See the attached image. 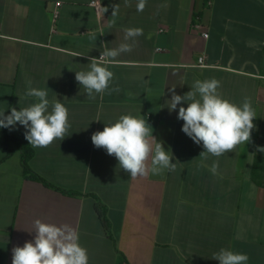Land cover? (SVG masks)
<instances>
[{"label":"crops","instance_id":"0c3cea01","mask_svg":"<svg viewBox=\"0 0 264 264\" xmlns=\"http://www.w3.org/2000/svg\"><path fill=\"white\" fill-rule=\"evenodd\" d=\"M101 2L99 14L90 0H0L7 35L0 39V111L28 106L31 81L47 89L50 104L67 107L70 123L63 140L33 147L29 164L50 185L25 176L20 153L1 143L6 134L26 140L24 127L0 128V264H12V249L34 239L36 219L76 228L89 264H116L118 251L131 264H219L211 257L221 248L264 264V170L255 173L257 155L264 156L257 151L264 146V0H147L143 12L137 0ZM135 27L143 35L133 50L107 65L109 90L88 98L76 71ZM201 56L208 66H195ZM212 78L222 97L238 105L249 98L256 115L251 141L220 157L200 156L203 145L182 131L179 105L172 112L166 105L172 87L184 95L196 80ZM128 114L148 122L171 151L174 171L131 179L93 145L94 132ZM95 196L107 207L112 238Z\"/></svg>","mask_w":264,"mask_h":264},{"label":"clouds","instance_id":"9594fccd","mask_svg":"<svg viewBox=\"0 0 264 264\" xmlns=\"http://www.w3.org/2000/svg\"><path fill=\"white\" fill-rule=\"evenodd\" d=\"M146 3L147 0H137L136 10L143 12ZM117 12L118 6L113 5L112 15ZM142 35V28H126L123 41L117 47L104 46L98 58L88 57V70L75 73L76 81L88 98L94 99L96 94L109 90L114 73L107 65L131 52ZM26 85L25 97L33 98L32 102L19 110L12 107L7 115L5 110L0 111V128L12 131L18 124L23 126L25 139L34 148L48 147L55 140H63L70 127L67 107L59 100L50 104L47 89L32 87L31 81H26ZM220 85L215 78L196 80L184 95L177 94L172 87L171 98L166 101L170 112L179 105L177 118L184 121L182 131L197 145H203L200 156L220 157L234 151L238 145L251 141L255 127L256 115L250 99L245 97L238 105L219 94ZM111 91L119 92V88ZM152 131L143 118L121 115L114 123H106L102 131L94 132L91 140L96 148H103L108 155L114 156L118 167L131 179L160 174L165 169L174 171L176 164L171 151L165 150ZM257 151L264 152V146H257ZM217 169L218 163L214 162L210 172L215 175ZM30 232L35 233L33 240L12 249V264H89L88 251L79 243V233L72 225L36 219L34 230ZM211 258L219 264H247L249 260L248 254L229 248H221Z\"/></svg>","mask_w":264,"mask_h":264},{"label":"trees","instance_id":"16d2710c","mask_svg":"<svg viewBox=\"0 0 264 264\" xmlns=\"http://www.w3.org/2000/svg\"><path fill=\"white\" fill-rule=\"evenodd\" d=\"M1 143L3 147L6 148L8 154H12L15 151H18L20 153L24 164L25 176L43 181L45 184L50 185V183L46 181L44 178H42L37 172H35L29 164L30 158L35 153L34 148L31 145H29V142L15 135L6 134L2 138ZM262 170H264V156L259 154L257 155V160L255 164V173L257 174ZM71 193H75V192H71ZM95 198H96L97 212L103 222L107 235L112 238L113 236L111 234L110 221L106 216L107 207L97 196H95ZM116 264H131V263L127 260L126 256L121 251H118V258Z\"/></svg>","mask_w":264,"mask_h":264},{"label":"built area","instance_id":"2783aa9c","mask_svg":"<svg viewBox=\"0 0 264 264\" xmlns=\"http://www.w3.org/2000/svg\"><path fill=\"white\" fill-rule=\"evenodd\" d=\"M62 4V1H57L56 2V6L53 9V17H52V32H55L57 30V24H58V20H59V16H60V6ZM90 4L95 8V10L100 14L102 11V2L101 0H90ZM160 32L165 31V29L160 28L159 29ZM203 35L204 36H209V32L208 31H203ZM3 37H7L6 34L0 32V39ZM157 50H162V47H157ZM101 55V54H100ZM99 55V56H100ZM98 56V57H99ZM208 62H207V58L206 56H201L198 60V62L195 64V66H208Z\"/></svg>","mask_w":264,"mask_h":264}]
</instances>
